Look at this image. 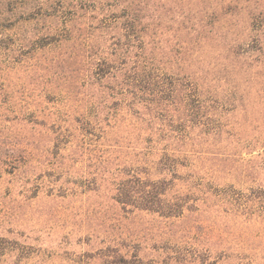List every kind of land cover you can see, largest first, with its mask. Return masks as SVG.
I'll use <instances>...</instances> for the list:
<instances>
[{
	"label": "rangeland",
	"instance_id": "obj_1",
	"mask_svg": "<svg viewBox=\"0 0 264 264\" xmlns=\"http://www.w3.org/2000/svg\"><path fill=\"white\" fill-rule=\"evenodd\" d=\"M153 3L173 30L203 25L155 40L157 66L182 78L198 71L217 97L205 111L182 115L196 138L180 148L190 150L180 160L185 166L177 176L162 170L156 162L166 141L145 142L140 127L121 120L125 114L111 121L104 86L117 80L102 75L116 69H91L92 52L80 56L78 42L15 51L6 58L13 67L0 69V264H115L117 255L155 264L182 233L188 241L194 232L186 229L203 218L186 249L209 245L231 261L264 264V0ZM46 5L23 0L9 15ZM55 14L20 20L7 32L27 40L64 26L68 14ZM96 16L79 10L72 35ZM6 60L1 56L0 66ZM133 171L153 180L176 177L175 190L196 187L185 217L125 211L114 195Z\"/></svg>",
	"mask_w": 264,
	"mask_h": 264
},
{
	"label": "trees",
	"instance_id": "obj_2",
	"mask_svg": "<svg viewBox=\"0 0 264 264\" xmlns=\"http://www.w3.org/2000/svg\"><path fill=\"white\" fill-rule=\"evenodd\" d=\"M22 2L0 0V57L6 60L7 57L12 58L11 54L17 50L59 48L72 40L78 42L80 56L87 51L92 52L90 57L86 55L90 58L91 69H116L109 71V75H102L105 80H117L114 86H104L103 97L106 102L113 104L112 107L105 106L111 121L119 113L125 114L121 120L128 126L136 124L140 127L147 134L145 142L161 144L166 141L160 148L161 155L156 164L162 170L172 173V176H177L179 168L185 166L180 161L181 157L185 155L186 158L190 154V150L183 151L180 148L195 145L196 139L190 136V120L182 117L184 111L188 112V116L195 111L203 112L208 108L207 103L217 97L210 93L208 82L198 71L188 69L182 78L179 73H167L165 69L171 67L166 64L162 68L156 65V43H160L159 39L173 29L157 14L153 0H76L75 3L69 0H47L44 8L20 9V15L12 19L9 14L15 16ZM82 9H91L98 16L84 22L81 29H77L80 33L72 35L71 22ZM55 13L68 14L64 26H48L43 33L27 40L16 39L7 32L20 20L27 21L37 15L53 17ZM194 26L193 23L187 26L181 23L173 31L177 36L183 29L188 35L203 28L199 24H196V28ZM157 35L159 39L155 41ZM97 41L101 42L94 51ZM191 42H188V51L191 50ZM158 48L161 49L160 44ZM13 64L14 59H8L0 69H11ZM113 108L116 110L114 114L111 113ZM94 126L97 127L96 123ZM178 127L183 130L182 133L178 134L181 131ZM174 178L153 180L140 176L139 171H133L126 180L119 183L114 200L125 211H148L165 219L182 220L189 210L188 204L196 187L183 183L180 189L175 190ZM170 190H174L173 194ZM204 220L208 219H198L188 227L187 232H194V235L187 241L182 233L170 248L172 253L162 260H156L155 264H260L245 259L231 261L226 250L213 254L209 245L186 249V243L190 239H197L195 235L202 232L199 226L204 227ZM115 259V264H132L123 255H117Z\"/></svg>",
	"mask_w": 264,
	"mask_h": 264
}]
</instances>
